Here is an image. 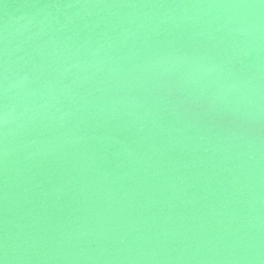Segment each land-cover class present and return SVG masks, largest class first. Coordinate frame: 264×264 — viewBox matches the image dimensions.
<instances>
[{
    "label": "water",
    "instance_id": "95a60500",
    "mask_svg": "<svg viewBox=\"0 0 264 264\" xmlns=\"http://www.w3.org/2000/svg\"><path fill=\"white\" fill-rule=\"evenodd\" d=\"M0 264H264V0H0Z\"/></svg>",
    "mask_w": 264,
    "mask_h": 264
}]
</instances>
